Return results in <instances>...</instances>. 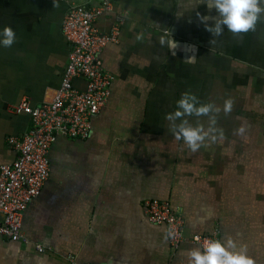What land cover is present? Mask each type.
Segmentation results:
<instances>
[{"label": "crops", "instance_id": "0c3cea01", "mask_svg": "<svg viewBox=\"0 0 264 264\" xmlns=\"http://www.w3.org/2000/svg\"><path fill=\"white\" fill-rule=\"evenodd\" d=\"M100 2L0 0V32L16 33L12 47L0 45V165L17 158L8 139L32 128L31 117L13 108L51 103L60 88L71 54L62 29L69 8ZM120 15L119 42L101 55L115 77L112 98L87 139L59 136L52 145L50 178L24 218L30 241L0 235V264H188L195 235L231 237L264 264V16L254 32L225 27L216 38L202 20L214 26L218 16L207 0H117L97 28L110 33ZM166 30L174 49L159 44ZM185 92L221 108L234 100L230 115L217 116L223 139L197 152L165 119ZM188 119L208 127V117ZM154 199L183 218L179 247L147 219L144 203Z\"/></svg>", "mask_w": 264, "mask_h": 264}, {"label": "built area", "instance_id": "2783aa9c", "mask_svg": "<svg viewBox=\"0 0 264 264\" xmlns=\"http://www.w3.org/2000/svg\"><path fill=\"white\" fill-rule=\"evenodd\" d=\"M116 1L101 0L98 6L92 8L75 5L69 8L62 29L71 46V54L54 101L32 107L25 100L13 108V112L31 117L32 128L23 138L8 139L17 158L12 164L0 165L1 236L16 242L30 241L23 231L24 218L50 178V148L59 136L87 139L93 128L94 117L108 106L112 98L115 77L105 70L101 55L109 45L119 42L125 17L118 16L108 34L101 33L96 22L112 12ZM77 80L85 82L83 90L75 87ZM144 213L151 223L174 231L175 236L170 238L174 247L184 242V220L174 212L168 201L147 200ZM207 239L216 238L195 235L191 242L200 247ZM37 248L40 253L46 252L42 245Z\"/></svg>", "mask_w": 264, "mask_h": 264}, {"label": "clouds", "instance_id": "9594fccd", "mask_svg": "<svg viewBox=\"0 0 264 264\" xmlns=\"http://www.w3.org/2000/svg\"><path fill=\"white\" fill-rule=\"evenodd\" d=\"M54 7H57L56 0ZM207 7L210 11L214 9L218 13L214 18V26H208L206 23L210 17L202 18L205 30L216 38L224 33L225 27L228 32L236 35L254 32L257 23L264 16V0H207ZM136 39L141 41L143 35H137ZM15 42L16 33L10 26H5L0 32V45L10 48ZM210 43L215 45L216 39ZM159 44L161 47L167 45L170 50L176 47L167 30L159 37ZM191 62L193 60L190 59L188 63ZM233 107L232 98L226 99L221 108L213 102L200 103L196 95L185 92L177 101V110L166 114L165 119L169 122V130L174 138L177 141L182 140L191 152H197L201 147L207 146L206 141L215 143L218 139H223V130L216 127L217 116L221 111L226 116L230 115ZM188 117H208V127L205 128L199 120L194 126ZM165 236L173 238L175 233L169 229L166 230ZM186 257L188 264H254L247 254V246L238 245L231 237H226L224 241L207 239L202 246L188 249Z\"/></svg>", "mask_w": 264, "mask_h": 264}]
</instances>
